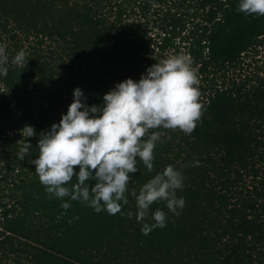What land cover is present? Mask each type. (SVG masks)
I'll return each instance as SVG.
<instances>
[{"label": "trees", "instance_id": "1", "mask_svg": "<svg viewBox=\"0 0 264 264\" xmlns=\"http://www.w3.org/2000/svg\"><path fill=\"white\" fill-rule=\"evenodd\" d=\"M238 3L0 0V37L9 40L0 77V264H264V80L228 76L264 42V15L238 11ZM20 49L23 67L12 63ZM172 55L188 56L196 70L203 108L194 131L154 129L163 140L154 168L138 160L123 215L71 201L58 219L61 198H48L30 163L38 134L67 111L75 87L100 104L116 83ZM26 124L37 135L24 137ZM24 140L31 155L20 159ZM168 164L183 173L177 195L185 206L176 215L154 202L145 220L161 208L166 226L145 235L132 191Z\"/></svg>", "mask_w": 264, "mask_h": 264}, {"label": "clouds", "instance_id": "2", "mask_svg": "<svg viewBox=\"0 0 264 264\" xmlns=\"http://www.w3.org/2000/svg\"><path fill=\"white\" fill-rule=\"evenodd\" d=\"M238 11L264 15V0H239ZM6 43L0 42V77L8 74L9 57ZM28 59L23 49L12 57V63L23 67ZM67 111L47 130L38 135L35 173L45 186L48 198H61L58 219L67 214L71 201H80L97 213H124L128 203L130 173H135L138 160L148 171L154 168V148L163 142L154 129H179L191 134L202 115L200 91L195 68L186 55H172L146 68L138 80L125 78L104 93L102 103L89 105L87 96L77 86ZM24 137L37 135L34 127L25 125ZM31 144L24 140L20 159L30 153ZM198 164V161H195ZM75 166V167H74ZM78 169V170H77ZM76 182L70 183L73 177ZM183 173L173 164L166 165L140 187L135 196L136 219L144 221L141 231L166 226L167 214L157 208L145 220L150 206L163 201L166 208L178 215L185 198L177 195L182 189ZM95 181L90 186L89 182ZM68 197L67 200L62 198ZM129 217L132 213H128ZM78 219V217H74Z\"/></svg>", "mask_w": 264, "mask_h": 264}, {"label": "rangeland", "instance_id": "3", "mask_svg": "<svg viewBox=\"0 0 264 264\" xmlns=\"http://www.w3.org/2000/svg\"><path fill=\"white\" fill-rule=\"evenodd\" d=\"M10 28V26H9ZM1 30V28H0ZM32 37L28 41H25L23 48H28L29 42H32ZM6 33H2L0 42H8ZM243 61L235 70L228 73L229 78L233 77L237 81L246 79L248 83H258L259 80H264V42L261 45L253 47L247 54L243 56ZM9 125V132L12 130L15 133L20 132V124L17 122L15 115L11 116Z\"/></svg>", "mask_w": 264, "mask_h": 264}]
</instances>
